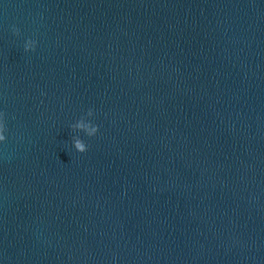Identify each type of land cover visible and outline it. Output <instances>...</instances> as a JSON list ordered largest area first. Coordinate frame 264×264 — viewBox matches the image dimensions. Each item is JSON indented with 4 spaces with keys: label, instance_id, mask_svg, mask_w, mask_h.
Returning a JSON list of instances; mask_svg holds the SVG:
<instances>
[{
    "label": "water",
    "instance_id": "1",
    "mask_svg": "<svg viewBox=\"0 0 264 264\" xmlns=\"http://www.w3.org/2000/svg\"><path fill=\"white\" fill-rule=\"evenodd\" d=\"M0 110V264H264V0H0Z\"/></svg>",
    "mask_w": 264,
    "mask_h": 264
},
{
    "label": "clouds",
    "instance_id": "2",
    "mask_svg": "<svg viewBox=\"0 0 264 264\" xmlns=\"http://www.w3.org/2000/svg\"><path fill=\"white\" fill-rule=\"evenodd\" d=\"M14 33H18L19 30L15 27L13 28ZM38 46V41L34 39H28L24 45V50L26 52L35 51ZM95 110L89 109L86 115L81 116L78 120L71 124L74 130L83 132L87 137H95L100 132V127L98 124L94 123ZM7 113L0 110V144L6 143L8 140V127H7ZM72 145L74 149L79 153H86L88 151V144L80 136H76L72 139Z\"/></svg>",
    "mask_w": 264,
    "mask_h": 264
}]
</instances>
